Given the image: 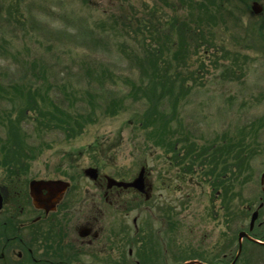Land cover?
<instances>
[{
  "label": "rangeland",
  "instance_id": "374dc122",
  "mask_svg": "<svg viewBox=\"0 0 264 264\" xmlns=\"http://www.w3.org/2000/svg\"><path fill=\"white\" fill-rule=\"evenodd\" d=\"M200 1L202 10L193 5ZM251 2L0 0L3 154L14 156L13 145L34 147L28 179L65 178L90 165L131 176L143 166L147 204L169 207L175 245L198 257L217 254L216 245L235 247V232L249 220L243 208L261 195L264 172V14H251ZM182 21L198 32L176 60L179 34L171 26L178 30ZM60 110L94 120L82 130L71 120L82 132L69 138L55 124ZM25 112L20 125L16 115ZM12 124L21 128L11 137L20 142L1 145ZM191 146L229 153L215 160L213 177L223 159L246 162L211 186L210 166L186 170L181 153ZM76 176L81 194L96 191ZM220 197L239 203L230 224ZM254 250L248 264H264V249Z\"/></svg>",
  "mask_w": 264,
  "mask_h": 264
},
{
  "label": "flooded vegetation",
  "instance_id": "af4514ba",
  "mask_svg": "<svg viewBox=\"0 0 264 264\" xmlns=\"http://www.w3.org/2000/svg\"><path fill=\"white\" fill-rule=\"evenodd\" d=\"M103 176L99 171L98 179L90 181L97 192L81 194L72 173L64 193L43 189L35 202L29 192L15 188L13 181L3 185L0 264H186L192 259L205 264L232 263L227 250L232 245L226 243L213 248L226 250L222 260H212L216 254L210 251L192 258L189 247L174 243L169 207L152 209L147 204L150 195L133 188L107 187ZM154 223L161 228L155 229ZM261 229L262 234H257ZM245 231L264 238V219L257 221L252 232ZM255 245L259 246L242 238L241 255L247 264ZM238 260L233 264H244Z\"/></svg>",
  "mask_w": 264,
  "mask_h": 264
},
{
  "label": "trees",
  "instance_id": "16d2710c",
  "mask_svg": "<svg viewBox=\"0 0 264 264\" xmlns=\"http://www.w3.org/2000/svg\"><path fill=\"white\" fill-rule=\"evenodd\" d=\"M82 114H76L74 117H72L71 115H68V114H66V113H63L61 110H60V115L58 116V118H57V123L59 122L60 123V125H61V127H63L64 126V128L65 127H67V129H64V128H62V130L63 131H75V130H73L74 128H72V126L71 125H69V122L71 121V120H73V121H75L78 125H79V128H82V126H83V123H81V121H80V119H83L82 118ZM86 119V123L87 122H90V123H92L93 122V120L92 119H87V118H85ZM85 121V120H84ZM59 125V126H60ZM14 127H10L9 128V131H8V133H9V135L11 136V137H14V134H13V130L16 132V134H17V129L16 128H14ZM71 128V129H70ZM79 128H77V131H79ZM5 143H3V144H1V145H4ZM183 148V147H182ZM187 150V151H186ZM185 155H189V154H192L194 157H198V156H200L201 154H202V152H205V153H209V150H207V149H205V151L203 150L202 151V147L201 148H197L196 146H191V147H189V148H186L185 147ZM225 155H222V154H220V153H217L216 151H214V152H212V153H210L209 155H210V157H211V160H210V163H214V166H212L211 168H210V170H209V173L210 174H212L213 172H214V170L216 169V167H217V161H215V160H217V159H219V158H222V157H227L228 155H229V153H224ZM236 160H237V165H238V167H240L241 165H243L245 162H246V159L244 160V159H241V158H235ZM223 163H224V165H223V167L222 168H220V170L217 172V174H216V181H214L213 183H212V185H214L215 183H216V185H219V184H221V183H225V181H229V178L230 177H225L226 176V172H228L229 171V169L227 170V166L229 165H227V163H226V160L225 159H223ZM229 167V166H228ZM248 169V168H247ZM231 176H233V175H231ZM234 177V176H233ZM225 196L227 195V192L226 193H223ZM226 201V200H225Z\"/></svg>",
  "mask_w": 264,
  "mask_h": 264
},
{
  "label": "water",
  "instance_id": "95a60500",
  "mask_svg": "<svg viewBox=\"0 0 264 264\" xmlns=\"http://www.w3.org/2000/svg\"><path fill=\"white\" fill-rule=\"evenodd\" d=\"M253 10H254L255 12H257L258 10H260V7L257 6V4H254V5H253ZM85 174H87V175H89V176H91V177H94V176L96 175V169H95V168H87V169L85 170ZM140 174H141V173H140ZM111 181H112V180H111ZM113 182H114V181H113ZM34 184H35V183H32V184H31V187H33ZM118 184H121V183H118ZM124 185H125V184H124ZM132 185H135V186L138 187V188L143 187V180H142L141 175H139V177L135 180V182H133ZM256 215H257V211H254V213L252 214V217H251V224H252L254 218L256 217ZM240 235H241V234H240Z\"/></svg>",
  "mask_w": 264,
  "mask_h": 264
}]
</instances>
